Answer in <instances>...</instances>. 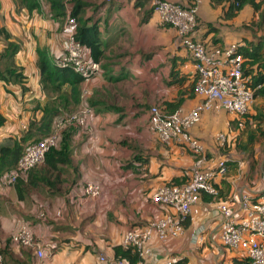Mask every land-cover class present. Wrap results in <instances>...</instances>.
I'll return each mask as SVG.
<instances>
[{
  "label": "crops",
  "instance_id": "crops-1",
  "mask_svg": "<svg viewBox=\"0 0 264 264\" xmlns=\"http://www.w3.org/2000/svg\"><path fill=\"white\" fill-rule=\"evenodd\" d=\"M85 1L95 4L100 0ZM16 3L0 0V28L19 42L14 61L24 80L9 84L11 93L0 82V114L5 118L0 144L8 136H19L31 119L37 120L47 101L39 83L35 48L46 49L51 60L60 55L64 40L57 24L41 12L43 7L29 13L16 8ZM88 8L87 16L92 14ZM102 8L94 19H99L100 39L106 42L107 55L114 57L115 63L107 77L97 75L90 80L88 100L93 113L86 127L66 140L72 150L60 192L50 196L46 189H36L20 202L12 189L0 190V237L3 233L9 237L24 223L39 242L51 244V255L39 260L31 251L11 245L4 264H101L98 256L112 257L111 248L120 244L126 229L170 212L151 203L148 193L172 179L180 181L193 160L184 146L160 143L147 128L151 106L165 113L186 112L199 100L191 89L193 64L178 46L177 34L173 28L159 25L148 0H121ZM220 11L208 0L201 1L194 38L210 44L232 41L213 24ZM3 46L0 35V51ZM166 102L171 104L169 109ZM234 117L223 110H210L190 129L204 145L206 165L214 166L226 158L225 172L213 177L216 196L202 194L199 213L190 216L185 226L181 221L180 235L147 242L149 254L144 264H166L178 257H184L187 264H230L231 254L218 238L215 202L233 206L240 192L256 198L264 186V134L255 131L249 141L250 130L245 129L236 137L240 141L234 137L230 142L236 135L231 129ZM219 131H229L226 151L216 145ZM91 184L99 190L95 197L83 190Z\"/></svg>",
  "mask_w": 264,
  "mask_h": 264
},
{
  "label": "built area",
  "instance_id": "built-area-1",
  "mask_svg": "<svg viewBox=\"0 0 264 264\" xmlns=\"http://www.w3.org/2000/svg\"><path fill=\"white\" fill-rule=\"evenodd\" d=\"M112 1L121 0H106ZM201 1L190 0L187 3V0H150L158 20L174 29L178 46L185 50L193 64L196 78L192 90L199 100L186 112L177 109L165 113L155 105L148 110L147 128L156 139L163 144H181L191 152L193 160L183 173L185 179L179 184L162 183L148 193L147 198L151 203L170 212L143 225L130 227L122 233L120 245L131 247L137 256L133 264H144L149 254L147 242L151 238L162 242L182 233L181 221L199 213L202 194L211 197L217 194L213 177L225 172L228 160L221 158L214 166H207L204 145L190 134V129L200 121L204 112L223 110L237 116L245 113L253 100V89L246 84L249 77L242 75L243 59L237 51L241 43L232 40L210 46L192 39ZM74 27L75 19L67 17L62 24L65 35L61 45L62 54L55 64L60 68L68 67L82 77L80 105L67 118L56 120L52 131L37 143L22 147L15 168L1 179L4 187L12 185L17 178L43 161L45 153L57 145L61 128L66 123L83 127L91 114V109L83 100L88 95L90 80L99 71V64L85 58L82 46L73 38ZM214 139L217 146L226 145L224 134L218 132ZM83 190L91 197L99 192L93 184L86 185ZM233 202V206L215 202L214 209L219 217V242L223 247L246 257L250 264H264V186L256 198L244 191ZM9 242L24 249H32L39 260L49 257L52 252L51 244L39 242L24 223L9 235ZM98 260L101 264H128L124 259L103 255H99ZM170 263V260L166 261V264Z\"/></svg>",
  "mask_w": 264,
  "mask_h": 264
},
{
  "label": "trees",
  "instance_id": "trees-1",
  "mask_svg": "<svg viewBox=\"0 0 264 264\" xmlns=\"http://www.w3.org/2000/svg\"><path fill=\"white\" fill-rule=\"evenodd\" d=\"M148 1L150 3V0ZM112 2L100 0L99 3L91 4V2L85 0H17L16 8L23 7L30 13L38 10L39 7H43L41 12L43 14L45 13L54 24H57L60 30L59 32L63 35V39L65 37L62 31L63 22L67 17L74 18L75 27L73 38L82 46L85 58L99 64V71L96 76L107 77L115 61H113L114 57H108L107 55L105 49L106 42L100 39L99 19H94V16L97 13L99 14V10L103 9L102 7H106ZM208 3L212 8L219 7L222 11V18L226 20L237 16L243 7L248 6L253 16L257 18L254 24L255 27L258 30H262L264 26V0H208ZM150 6V10L154 12L151 3ZM87 8L91 10V15H86L85 11ZM196 22L194 31L200 24L197 13ZM159 25L164 28H171L169 24L161 21H159ZM202 25L207 27L210 23H202ZM0 35L4 40V46L0 51V82L6 86L5 91L11 93L7 86L9 84L22 83L24 80L21 68L14 61V55L19 49V42L13 39L4 28H0ZM192 39H194V36ZM198 40L210 46L221 45L219 43L210 44L202 41V39ZM239 42L241 44L238 45L237 51L243 59L242 75L249 77L246 84L249 88L253 89V98H264V32L257 34L252 40L242 38V41ZM35 52L37 55L36 66L39 71V83L48 97L47 101L41 109V114L37 120L35 118L31 119L24 129H22L19 136H8L6 141L0 144V190L6 191L7 189H12L15 199L20 202L27 198V194L30 191L36 189H46V193L50 196L60 192V186L64 182L63 176L66 173L65 168L70 165L69 155L72 150L66 140L70 136L78 133V127H68L69 130L64 131L65 133L62 134L61 138L59 137L60 141H58L57 145L51 147L45 153L43 161L40 164L35 165L25 175L17 178L12 185H8L7 187L1 185V179L15 168L16 161L22 151V147L28 142L27 140L36 142L49 134L52 131L54 122L58 120L60 112L66 110V112L73 113L77 110L81 102L80 85L82 83V77L68 67L60 68L55 64L62 54V50L60 55L52 57L51 60L46 49L36 47ZM170 74L176 76L173 74V71H170ZM195 78L196 73L194 72L191 89ZM257 85L259 86L256 87ZM20 88L22 91L23 86H20ZM53 94H55V98L57 99L52 98ZM88 99L84 102L89 106L91 102ZM181 100V98L178 99L177 103ZM164 105L168 109L171 106L167 102ZM111 108L116 112L119 111L117 107ZM158 109L162 111L160 107ZM244 117L248 116L244 114ZM262 117L264 118V116ZM4 121V116L0 114V126L3 125ZM255 131H248L250 133L248 136L249 141H252ZM256 132L262 135L264 134L260 130ZM184 179L185 176H182L180 181L172 179L167 184H179ZM4 196L3 200L5 199ZM187 222L188 218H185L183 225L185 226ZM1 239L0 237V257L2 264L5 262L6 251L13 244H10L9 237L7 239L8 241L4 244L1 243ZM14 246L21 250L24 249L17 245ZM223 248L231 254L229 257L230 264H250L243 255L225 247ZM111 249L114 259H124L128 264H133L137 260V256L131 247H123L117 244L112 246ZM27 250L32 252V249L27 248ZM170 264H187V260L184 257H178L172 260Z\"/></svg>",
  "mask_w": 264,
  "mask_h": 264
},
{
  "label": "rangeland",
  "instance_id": "rangeland-1",
  "mask_svg": "<svg viewBox=\"0 0 264 264\" xmlns=\"http://www.w3.org/2000/svg\"><path fill=\"white\" fill-rule=\"evenodd\" d=\"M187 3H189L188 0H187ZM109 5L110 4H108L107 6H109ZM198 10H199V7H198ZM213 21H214L213 24L218 27V29L221 31L222 35L226 38V40H233V41H236V42L242 41V38H245L246 40H252L254 36H256L257 34H260L261 32H264V26L262 27V30H258L255 27L254 24L256 23L257 18H256V16L255 17L253 16V13L251 12L250 7H248V6L243 7V9L241 11H239L237 16L233 17L232 19H227V20L222 18V11H220L219 15L216 16L213 19ZM244 26L247 27V28H245ZM126 31H127V29H124V33H126ZM89 86H90V83L88 85V90H89ZM88 94H89V91H88ZM89 97H90V95H87L84 98V100H83L84 104H85L84 101L87 98H89ZM52 98L53 99H57V98H55V94L52 95ZM85 105L91 109L90 106H88L87 104H85ZM68 113L69 112H66V110H62L60 112V116L58 117V119L67 118L69 115H71V113H69V114ZM92 113H93V111L91 110V114L90 115H92ZM244 114H246L248 116L247 119H245ZM89 116L86 118V122H85V125L83 127H78V126H76L73 123H66L61 128V131L59 133V137L61 138L62 134L65 133L64 131H68L69 130L68 127H71V128L72 127H74V128L78 127V129H82L83 130V128H85L86 125H87V122H88V120L90 118ZM262 116H264V98L255 97V98H253L252 102L250 103V105L246 109L245 113H243L241 115H237L236 118L235 117L233 118V120H232L233 124L236 125L238 127V129H236V126H234V125L232 126L231 129L236 132V135L232 136L230 138V142L233 140L234 137L236 139L237 135H240L238 133L241 132L242 130H245V129H246V131L248 129L249 130H256V131L260 130V131H262L264 133V118ZM258 118H260V119H258ZM244 119L246 120V125H245V123L243 121ZM94 121H95V118H94ZM52 127H54V124H53ZM227 127H228V130H229V128H230L229 121H228ZM244 127H246V128H244ZM220 133L224 134V136L227 138V136L229 134V131H227L226 133H223V132H220ZM236 140L240 141L241 139H236ZM27 141H28L26 143L27 145L28 144L37 143V141L36 142H31V140H27ZM219 148L224 149L225 147L223 146V147H219ZM226 149L227 148H225V151H226ZM7 239H8V234H4L3 233L2 239H1V243L2 244L6 243L8 241ZM25 250H27V249H25Z\"/></svg>",
  "mask_w": 264,
  "mask_h": 264
}]
</instances>
